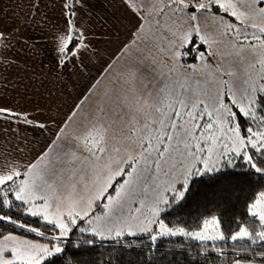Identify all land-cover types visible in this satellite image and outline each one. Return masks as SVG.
Listing matches in <instances>:
<instances>
[{"label": "snow or ice", "instance_id": "obj_1", "mask_svg": "<svg viewBox=\"0 0 264 264\" xmlns=\"http://www.w3.org/2000/svg\"><path fill=\"white\" fill-rule=\"evenodd\" d=\"M171 3L176 5L174 11L184 13L192 22L188 30L180 33L179 47L195 44L193 32H200L197 11L208 12L216 6L218 12L222 9L239 22L238 25L226 22L223 16L214 14V19L222 26L221 34H231L234 38L233 51L228 55L234 57L232 63L238 66L239 72L231 70L222 74L229 79L213 78L210 82L214 92L201 87L199 80H195V87H192L188 83L187 69L179 73L182 80L173 81L172 74L183 68L179 64L182 53L173 51L171 66L157 64L152 58L153 68L145 77L146 82L138 76L146 68L129 69L123 76L128 85L124 93L118 95L115 89L106 90L97 100L94 111L85 117L87 122L83 129L72 136L69 148L61 150L55 158L42 154L38 162L22 173L20 166L8 159L7 142L0 143V158L3 159L0 164V211L4 206L9 210L13 208L9 196L14 195L15 201L26 206L28 214L42 217L59 230L53 238L55 241L67 237L78 219L87 220L89 226L79 228L80 232L90 231L101 239L143 233L149 234L152 242L159 237L176 235L191 236L200 241L226 239L219 218L215 216L204 220L202 229L196 232L169 227L160 216L173 204H180L195 177L220 173L228 166L235 167L239 159L246 161L255 172L264 174V168L257 167L252 155L255 152L264 159V115H257L264 113V0H201L198 4L191 0H171ZM42 4L43 0H30L26 19L9 31L0 27V80L6 79L5 72L21 67L18 60L10 61L4 55L14 47L13 40L21 46L18 55H35L33 41L36 38L20 33L28 31L33 23H41L36 20L37 15L42 16L46 26L55 27L47 14L40 13ZM60 9L64 26L54 33L56 68H72L79 64L84 70L79 56L88 45L84 42L83 17L78 19V16L83 13L93 17L95 7L91 0H62ZM142 31V25L138 26L137 32ZM199 39L210 47L215 43L205 35H200ZM200 59L205 60L203 52ZM162 67H168V72H163ZM189 67L193 74L201 71L196 65ZM23 70L28 71L26 67ZM210 75L214 77V74ZM226 96L229 98L227 103ZM75 115L73 111L71 116ZM0 117L45 128V124L29 119L28 113H17L10 108L0 107ZM241 121L245 124L243 133ZM249 122H256L257 130L247 126ZM3 131L6 133L7 130ZM19 150L17 147L16 151ZM66 161L80 162L87 167L80 173H71L69 190L65 193L58 190L61 187L58 181L63 177ZM22 175L26 178L17 183V178ZM118 177L121 178L119 182ZM38 200L43 203L38 205ZM100 201L104 202V213L93 215L94 207ZM248 211L258 218L260 230L253 232L242 226L230 239L247 238L251 244L264 247V191L249 205ZM0 221L17 224L8 215H0ZM18 226L39 236L45 235L37 228ZM86 243L94 244L95 240ZM63 251L59 243L50 247L0 232V264H43L46 258ZM235 264H241V261L237 260Z\"/></svg>", "mask_w": 264, "mask_h": 264}, {"label": "crops", "instance_id": "obj_2", "mask_svg": "<svg viewBox=\"0 0 264 264\" xmlns=\"http://www.w3.org/2000/svg\"><path fill=\"white\" fill-rule=\"evenodd\" d=\"M61 2L43 0L40 7V13L47 14L55 27L46 26L42 16L37 15L41 23L21 31L22 36L36 38L34 56L18 55L21 46L15 40L14 47L4 53L10 61L18 60L21 67L5 72L6 79L0 80V107L28 113L29 119L45 124L42 129L0 117V143L7 142L8 159L15 161L22 173L42 154L55 158L69 148L72 136L83 129L85 117L94 111L97 100L108 89H115L118 95L124 93V74L135 70L153 48L181 53L180 33L191 27L167 0H91L95 15L78 16L83 17L84 42L88 45L79 56L84 70L79 64L58 70L53 49L54 33L64 26ZM29 7L30 0H0V27L9 31L18 26L27 18ZM141 25L143 31L138 33ZM73 111L75 116H71Z\"/></svg>", "mask_w": 264, "mask_h": 264}, {"label": "trees", "instance_id": "obj_3", "mask_svg": "<svg viewBox=\"0 0 264 264\" xmlns=\"http://www.w3.org/2000/svg\"><path fill=\"white\" fill-rule=\"evenodd\" d=\"M183 50V60L189 63L196 60L201 51L198 43H190ZM257 115L264 113L258 112ZM247 126L257 130L256 122H249ZM241 127L243 133V121ZM252 155L257 167L264 168V159L255 152ZM235 163V167L228 166L220 173L195 177L180 204H173L167 212L162 213V219L167 225L184 227L187 231L202 228L204 220L215 216L219 218L225 240L200 241L177 235L163 237L153 243L147 233L101 239L89 231L80 232L74 228L68 238L60 240L63 253L46 258L43 264H233L240 259H258L259 255L264 260V247L260 244H251L248 239H230L242 226L249 227L253 232L258 230L259 221L251 216L248 207L264 191V174L255 172L243 159ZM20 179H25V175L17 178V183ZM9 199L13 200V208L9 210L4 206L0 215L11 216L17 224L0 221V232L5 235L18 233L47 241L55 237L53 234L58 233L57 228L42 217L28 214L26 206L15 201L14 195H10ZM19 224L37 228L45 235L29 232L20 228ZM90 240H95V243H86Z\"/></svg>", "mask_w": 264, "mask_h": 264}, {"label": "rangeland", "instance_id": "obj_4", "mask_svg": "<svg viewBox=\"0 0 264 264\" xmlns=\"http://www.w3.org/2000/svg\"><path fill=\"white\" fill-rule=\"evenodd\" d=\"M186 2H189V0H186ZM192 3H200L201 0H191ZM167 3L169 5V7L174 10L176 8L175 4L171 3V0H167ZM240 7L242 8L243 6L240 5ZM177 12V11H175ZM177 13H181V12H177ZM186 20H188L187 16L184 13H181ZM214 14L216 16H223L224 20L226 22H230L233 24H237L238 25V21L231 17L230 15L226 14L223 12V10H217L216 6H213L210 11L208 12H204V11H197L196 15L198 17V23H199V27H200V32L196 33L193 32L192 35V39L194 40V38H196L195 43H198V46H200V53L203 52L204 56H205V60L201 61L200 59V55H198V58L194 61H192L191 63L183 60V49L185 46L189 45L185 44L184 47H182L181 53L182 55L179 57V64L183 65V68H181L179 70V72L177 73H173L171 76V79L174 81L176 79H183V77H181L179 75L180 72H183L184 69H187V76H188V83L190 85H192V87H195V80H199L200 81V85L201 87H207L208 90L210 92H214L215 89L212 85V83L210 82L213 78L215 79H229V77L227 75H222L223 73H226L227 71H231V70H236L239 72V68L238 66L234 65L232 63V61L234 60L233 56L228 55V53L233 51V43H234V38L233 36L230 35H222V26L220 23L217 22L216 19H214ZM183 17V18H184ZM184 18V19H185ZM189 23L191 24L192 22L190 20H188ZM200 35H205L210 41H215V43H211V47L209 46V44H204L200 41L199 36ZM168 37H170V31H168ZM211 53H214L213 55H210ZM223 54V55H222ZM152 58H155L157 61V64L160 65H167V66H171L172 65V57L171 54L167 53V52H161L160 50H158L157 48H153V50H151L146 56L145 58L142 60L141 64L137 67L139 69H145L146 71H141L138 73V76L140 77L141 81H145V77L148 76L151 72H152V68L153 65L151 63ZM245 66H247L248 61L245 60L244 61ZM190 65H196L197 68L201 69V71L193 74L191 68L189 67ZM203 65H207L206 68L203 67ZM136 68V69H137ZM135 69V70H136ZM163 72L167 73L168 72V67H162ZM210 74H214V77ZM206 82H208L206 84ZM140 85L138 84L137 87H139ZM128 88V85H126L124 87V91ZM123 94V91L119 93ZM229 100V98L226 96L225 97V103H227ZM235 110V109H234ZM255 131V130H254ZM251 151V150H250ZM82 155H86V153H83ZM87 165L86 164H82L80 162H75V163H69V162H65V166L63 169V177L62 179H60L58 182L60 183L61 187L60 189H58L59 191H64L65 193L69 190L68 189V185L70 184L69 181V177L71 176V173L73 171L80 173L81 169L86 168ZM121 180V178H117V182H119ZM49 183H51V181H49ZM115 187V185H114ZM177 188L180 189V184H177ZM109 192L111 193L112 190L109 189ZM43 194V193H42ZM170 198H171V194H169ZM36 203L42 204L43 201H36ZM103 201H100L96 204V206L94 207V211H93V215H103L104 213V209L102 207L103 205ZM53 204H55V201H53ZM138 206V205H134ZM64 208H67V204L64 205ZM160 219H162V214L160 216ZM258 219V218H257ZM163 220V219H162ZM164 221V220H163ZM164 223L166 224V222L164 221ZM169 226V225H168ZM88 228V224H87V220H82V219H78L77 220V225L73 227L74 228ZM157 226H154V228ZM171 227V226H169ZM176 228V227H174ZM179 228H184V227H179ZM221 228V227H220ZM249 228V227H248ZM72 229V231H73ZM185 229V228H184ZM202 228H199L197 230H193V231H188V232H196V231H200ZM186 230V229H185ZM249 230L251 231V229L249 228ZM260 230V225H258V230ZM187 231V230H186ZM90 232V231H89ZM8 234H12L14 236L19 237L22 240H28L31 241L33 243H38V244H48L50 247L54 244V243H59L60 241H55L54 239L52 240H40V239H36V238H31V237H27L18 233H8ZM6 234V235H8ZM53 234V233H52ZM53 235H58V233H55ZM71 235V233L65 237L68 238ZM177 236V235H176ZM165 237H172V236H165ZM192 239H196L194 237L188 236ZM163 237H159L157 239V241L159 239H161ZM247 239V238H245ZM198 240V239H197ZM157 241L153 242L156 243ZM60 246L62 247V244H60ZM262 253V252H261ZM260 253V254H261ZM261 259V255L258 256V259H240L239 261H241V264H264V260H260ZM235 264V262L233 263Z\"/></svg>", "mask_w": 264, "mask_h": 264}]
</instances>
